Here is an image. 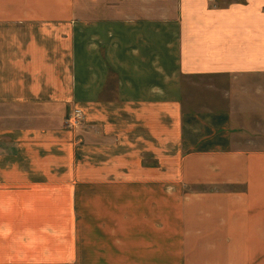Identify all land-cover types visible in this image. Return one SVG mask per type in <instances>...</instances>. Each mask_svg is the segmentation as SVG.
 <instances>
[{"label": "crops", "instance_id": "1", "mask_svg": "<svg viewBox=\"0 0 264 264\" xmlns=\"http://www.w3.org/2000/svg\"><path fill=\"white\" fill-rule=\"evenodd\" d=\"M80 3L0 0V264H79L61 238L75 186L64 201L48 176L74 155L63 124L75 107L124 110L146 131L129 137L148 138L158 161L171 151L161 176L137 158L100 180L167 182L171 264H264V0H178L168 18L84 19ZM192 76L239 81L220 88L226 105L191 111Z\"/></svg>", "mask_w": 264, "mask_h": 264}, {"label": "rangeland", "instance_id": "2", "mask_svg": "<svg viewBox=\"0 0 264 264\" xmlns=\"http://www.w3.org/2000/svg\"><path fill=\"white\" fill-rule=\"evenodd\" d=\"M90 1L94 2L81 0V18L118 15L168 18L176 16L178 4V0ZM105 2L121 7L98 11L99 3ZM88 3L95 6L96 12ZM238 81L214 76L186 78L185 98L189 106L185 110H216L217 102L226 105V93L220 88H230L231 83ZM80 109L83 119L78 127L66 126V118L73 109L63 124L72 132L74 155H57L54 158L57 162L49 169L54 167L58 171L48 172L49 181L64 184L60 189L64 201L68 186H75L72 203L63 206L64 219H72L64 223L63 244L75 245L78 250L74 258L79 264H171V188L166 186L167 182L150 188L102 182L128 176L131 173L128 169L137 158L145 166L157 164V155L151 154L155 146L148 138L133 139L127 135L135 131L134 127H139L136 134L146 133L143 125L126 123L124 119L128 116L118 108L99 109L95 116L93 111L89 114V109ZM160 150L161 176L166 173L171 151Z\"/></svg>", "mask_w": 264, "mask_h": 264}, {"label": "built area", "instance_id": "3", "mask_svg": "<svg viewBox=\"0 0 264 264\" xmlns=\"http://www.w3.org/2000/svg\"><path fill=\"white\" fill-rule=\"evenodd\" d=\"M83 119V111L80 108H75L66 118L67 128H76L80 125Z\"/></svg>", "mask_w": 264, "mask_h": 264}]
</instances>
